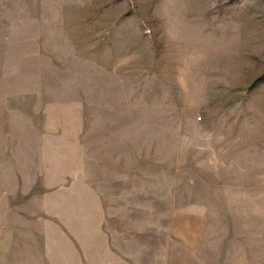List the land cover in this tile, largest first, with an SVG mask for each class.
<instances>
[{
	"label": "rangeland",
	"instance_id": "obj_1",
	"mask_svg": "<svg viewBox=\"0 0 264 264\" xmlns=\"http://www.w3.org/2000/svg\"><path fill=\"white\" fill-rule=\"evenodd\" d=\"M199 208L264 264V0H0V264H159Z\"/></svg>",
	"mask_w": 264,
	"mask_h": 264
},
{
	"label": "crops",
	"instance_id": "obj_2",
	"mask_svg": "<svg viewBox=\"0 0 264 264\" xmlns=\"http://www.w3.org/2000/svg\"><path fill=\"white\" fill-rule=\"evenodd\" d=\"M214 247L207 213L201 208L177 210L161 246L159 264H223L216 259Z\"/></svg>",
	"mask_w": 264,
	"mask_h": 264
}]
</instances>
